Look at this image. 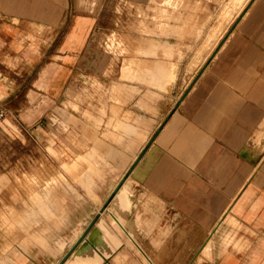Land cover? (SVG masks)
<instances>
[{
	"label": "crops",
	"instance_id": "crops-1",
	"mask_svg": "<svg viewBox=\"0 0 264 264\" xmlns=\"http://www.w3.org/2000/svg\"><path fill=\"white\" fill-rule=\"evenodd\" d=\"M116 1L0 0V103L14 115L0 118V264H59L82 235L62 264H102L136 226L177 264V238L199 247L229 219L233 240L202 264H264V0L208 6L197 36L170 22L139 41L128 76L121 58L106 73L95 42ZM94 80L103 90L65 111ZM23 173L33 190L10 191Z\"/></svg>",
	"mask_w": 264,
	"mask_h": 264
},
{
	"label": "rangeland",
	"instance_id": "rangeland-1",
	"mask_svg": "<svg viewBox=\"0 0 264 264\" xmlns=\"http://www.w3.org/2000/svg\"><path fill=\"white\" fill-rule=\"evenodd\" d=\"M237 1V0H235ZM242 1V0H238ZM231 0H145L143 4H137L133 0H117L115 4V21L114 28L109 29L106 32L100 34L95 42L99 50H101L102 54H104L107 58H109V66L106 73L115 72V66L118 58L122 60V69L121 72L125 73L128 76L129 72H134L133 69L136 68L135 63L133 61V57L139 47V41L142 42L146 37L166 35L169 32L168 28H170L169 23H178L181 20L186 22L185 24H192L190 27L191 36H197L200 30V25L198 26V21L201 20L200 17H204L205 19H209L211 17V13H209L208 6L210 5H220L222 15L230 14L232 12L233 6L231 5ZM201 6H205L200 8ZM205 9V10H204ZM191 11L189 15L184 14V11ZM204 10L199 17V12ZM194 11H198V13H194ZM198 17V18H197ZM198 20H197V19ZM138 34V37L131 36L130 33L124 32L128 27L132 28ZM187 28V27H183ZM122 30V31H121ZM151 39V38H150ZM114 89V88H113ZM103 87L100 82H91L89 86L87 85H79L78 88V101L75 99L73 102L70 100L71 95L69 94V90L67 91V95L69 97L68 100L63 102V109L70 110L78 109V104H83L86 107V92H101ZM75 103V104H74ZM85 117L87 113L83 112ZM68 122L71 121V115L68 112ZM55 120H53V123ZM64 127L67 126L64 123ZM18 183L14 185L9 184L10 191L19 192L20 190L29 191L33 190L32 183L27 182V176L23 173L22 176L16 178ZM4 186H7L8 181L5 179ZM107 217V216H106ZM105 218V217H104ZM106 222L109 223L113 229H116L115 221H110L108 217L106 218ZM226 226L221 227L217 226V230H210L209 233L204 237V242L199 245V247L190 246L189 242L186 241V246L183 248V241L178 239V257L179 263L177 264H202L206 259H212V250L214 244L219 243L220 246L230 243L234 237V230L238 227L237 223L231 219L226 220ZM141 226H136L132 235L134 240H129L128 237L121 234L122 240L117 243L118 247L113 250V254L105 258L102 264H167L165 259L163 262L161 261V257L158 256L159 252L162 250V242L158 239H153L149 241H144L141 239L139 235V229ZM157 227L156 224L149 225V232H152ZM127 227H125L126 229ZM130 232L132 227H128ZM181 230V234H185L187 230H189V225L186 224L184 228H181L179 224H177V236ZM132 233V232H131ZM130 235V234H128ZM168 235V234H167ZM92 247L96 249L97 254L102 253L101 249H98L94 242H90ZM96 246V247H95ZM61 247V246H60ZM99 250V251H98ZM180 251L182 253H180ZM84 257L85 255V250ZM100 255V254H99ZM103 255V253H102ZM104 256V255H103ZM170 264V262H169Z\"/></svg>",
	"mask_w": 264,
	"mask_h": 264
},
{
	"label": "built area",
	"instance_id": "built-area-1",
	"mask_svg": "<svg viewBox=\"0 0 264 264\" xmlns=\"http://www.w3.org/2000/svg\"><path fill=\"white\" fill-rule=\"evenodd\" d=\"M14 116L11 111L3 104L0 103V118H5L7 116Z\"/></svg>",
	"mask_w": 264,
	"mask_h": 264
},
{
	"label": "water",
	"instance_id": "water-1",
	"mask_svg": "<svg viewBox=\"0 0 264 264\" xmlns=\"http://www.w3.org/2000/svg\"><path fill=\"white\" fill-rule=\"evenodd\" d=\"M89 229V228H88ZM87 229V231H88ZM86 231V232H87ZM84 237V235H82L79 239H77V243L75 245H73L70 250L65 254V256L62 258V261L59 264H62L65 259L74 251V249L77 247V245L81 242V239Z\"/></svg>",
	"mask_w": 264,
	"mask_h": 264
}]
</instances>
